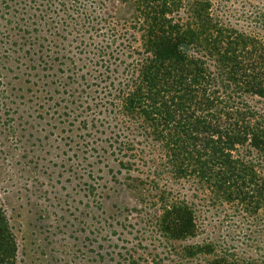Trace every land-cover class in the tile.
I'll return each mask as SVG.
<instances>
[{
    "label": "trees",
    "instance_id": "1",
    "mask_svg": "<svg viewBox=\"0 0 264 264\" xmlns=\"http://www.w3.org/2000/svg\"><path fill=\"white\" fill-rule=\"evenodd\" d=\"M185 1L137 0L96 27L79 0H0V86L13 53L29 77L15 98L83 130L80 147L117 161L129 189H155L140 220L148 246L115 251L100 237L94 264H264V10L235 27L213 0ZM180 9L204 27L174 22ZM174 179L204 189L205 210L221 208L235 236L178 245L198 224ZM18 250L0 206V264H19Z\"/></svg>",
    "mask_w": 264,
    "mask_h": 264
},
{
    "label": "rangeland",
    "instance_id": "2",
    "mask_svg": "<svg viewBox=\"0 0 264 264\" xmlns=\"http://www.w3.org/2000/svg\"><path fill=\"white\" fill-rule=\"evenodd\" d=\"M79 1L84 12L95 17L96 27H107L100 18L129 16L137 0ZM189 2L199 6L197 11L204 9V0ZM212 2L214 9L220 8L217 14H227L235 27L254 26L242 16L252 11V5L264 10V0ZM174 16V22L183 18L189 27H204V20L187 10L180 9ZM14 57L10 53L5 60L4 82L9 85L0 86V206L16 231L19 264H94L100 237L107 245H115V251L139 241L148 246L149 240H140L148 238L140 220L154 208L148 195L155 189H129L127 172L117 161L112 157L98 159L95 152L85 153L86 148L80 147L78 135L83 130L58 123L52 113L28 102L29 95L24 101L15 98L12 86L22 83L28 88L24 80L29 77L24 69H16ZM170 186L175 198L194 203L197 211V235L178 245L235 236L233 223L222 222L221 208L218 212L205 210L204 189L195 190L194 184L183 179L172 180Z\"/></svg>",
    "mask_w": 264,
    "mask_h": 264
}]
</instances>
